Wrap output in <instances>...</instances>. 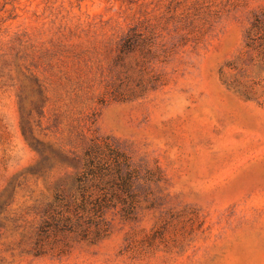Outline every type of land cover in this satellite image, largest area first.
Listing matches in <instances>:
<instances>
[{
    "label": "rangeland",
    "instance_id": "obj_1",
    "mask_svg": "<svg viewBox=\"0 0 264 264\" xmlns=\"http://www.w3.org/2000/svg\"><path fill=\"white\" fill-rule=\"evenodd\" d=\"M0 264H264V0H0Z\"/></svg>",
    "mask_w": 264,
    "mask_h": 264
}]
</instances>
